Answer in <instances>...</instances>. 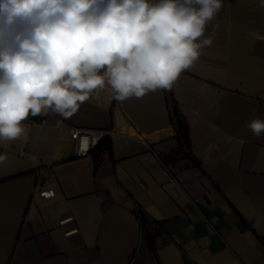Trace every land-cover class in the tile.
Instances as JSON below:
<instances>
[{"label":"crops","instance_id":"1","mask_svg":"<svg viewBox=\"0 0 264 264\" xmlns=\"http://www.w3.org/2000/svg\"><path fill=\"white\" fill-rule=\"evenodd\" d=\"M258 5L224 0L214 43L174 83L188 145L164 90L117 102L107 86L0 141V264H264V137L245 127L264 118ZM73 128L108 131L110 152L77 154Z\"/></svg>","mask_w":264,"mask_h":264},{"label":"clouds","instance_id":"2","mask_svg":"<svg viewBox=\"0 0 264 264\" xmlns=\"http://www.w3.org/2000/svg\"><path fill=\"white\" fill-rule=\"evenodd\" d=\"M223 7L224 0H0V141L25 137L29 115L71 118L106 86L117 102L171 89L214 43ZM245 127L264 137V118Z\"/></svg>","mask_w":264,"mask_h":264},{"label":"built area","instance_id":"3","mask_svg":"<svg viewBox=\"0 0 264 264\" xmlns=\"http://www.w3.org/2000/svg\"><path fill=\"white\" fill-rule=\"evenodd\" d=\"M108 131L99 129L73 128L71 138L75 142L76 152L79 155L88 154L100 139L108 135ZM40 196L50 198L54 196V190L51 187L40 191Z\"/></svg>","mask_w":264,"mask_h":264},{"label":"trees","instance_id":"4","mask_svg":"<svg viewBox=\"0 0 264 264\" xmlns=\"http://www.w3.org/2000/svg\"><path fill=\"white\" fill-rule=\"evenodd\" d=\"M165 96L169 105V110H170V117H171V122L174 125L175 131L179 137V139L186 145L189 143V138H188V130L187 127L184 123V120L181 117V114L179 112V109L177 107V104L173 98V90L172 88L169 90H164ZM96 147H99L100 149L107 150L110 152L111 150V141L110 138L105 136L102 139H100L96 145ZM97 160L95 159V163ZM137 215L139 218L143 219L142 216L140 215L139 212H137Z\"/></svg>","mask_w":264,"mask_h":264}]
</instances>
